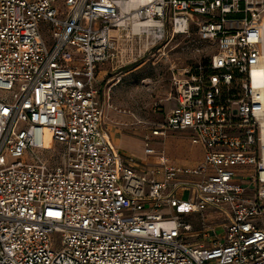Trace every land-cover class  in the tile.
I'll return each instance as SVG.
<instances>
[{"label": "built area", "instance_id": "1", "mask_svg": "<svg viewBox=\"0 0 264 264\" xmlns=\"http://www.w3.org/2000/svg\"><path fill=\"white\" fill-rule=\"evenodd\" d=\"M121 38L189 57L151 163L105 122L98 69ZM263 121L264 0H0V264H264ZM169 129L204 156L153 148ZM36 150L58 154L22 160ZM165 208L217 212L225 235L191 242Z\"/></svg>", "mask_w": 264, "mask_h": 264}, {"label": "rangeland", "instance_id": "2", "mask_svg": "<svg viewBox=\"0 0 264 264\" xmlns=\"http://www.w3.org/2000/svg\"><path fill=\"white\" fill-rule=\"evenodd\" d=\"M62 0H60V4ZM49 23H41V31L47 42L50 41ZM120 58L108 61L101 66L99 80L101 82L102 97L105 102V122L109 132L115 139L126 138L128 147H119L125 154L134 156L140 161L152 162V155L145 151V134L148 127L158 125L164 121L167 112L173 105L170 94L173 90L172 71L169 66L177 63L185 65L188 55L170 46V57L167 60L158 51L143 54L144 41H119ZM123 55V56H122ZM72 59H70L71 62ZM104 77V79H103ZM192 133L188 131H174L169 129L167 137H154L149 141L156 150L164 148L171 160L176 163H192L204 156L202 145L193 144ZM60 147L58 143L54 146ZM35 154L48 158L54 150H36V153L27 151L22 157L24 161H34ZM11 158V161H15ZM244 171L253 172L254 167H247ZM164 212L169 215L179 214L186 222L192 225L187 236L196 244H211L218 236H224V220L217 212L206 211L200 213H185L179 208L168 209ZM258 220L264 222V215ZM213 229H210L208 226ZM218 235V236H217ZM55 247L59 245L60 234L56 233Z\"/></svg>", "mask_w": 264, "mask_h": 264}, {"label": "crops", "instance_id": "3", "mask_svg": "<svg viewBox=\"0 0 264 264\" xmlns=\"http://www.w3.org/2000/svg\"><path fill=\"white\" fill-rule=\"evenodd\" d=\"M99 71H102V68L101 67H99V69H98V77H99ZM103 79H104V77H103ZM102 87V86H101ZM174 104V103H173ZM173 106V105H172ZM169 112V111H168ZM167 112V113H168ZM111 134V133H110ZM112 136V135H111ZM112 139H113V141L115 142V144L117 145V143H116V141H115V139L113 138V136H112ZM128 144H129V140L128 139H126V138H122V139H119L118 140V147H122V146H126V147H128ZM195 161V160H194ZM193 161V162H194Z\"/></svg>", "mask_w": 264, "mask_h": 264}, {"label": "bare ground", "instance_id": "4", "mask_svg": "<svg viewBox=\"0 0 264 264\" xmlns=\"http://www.w3.org/2000/svg\"><path fill=\"white\" fill-rule=\"evenodd\" d=\"M263 132H264V121H263ZM264 137V136H263Z\"/></svg>", "mask_w": 264, "mask_h": 264}]
</instances>
